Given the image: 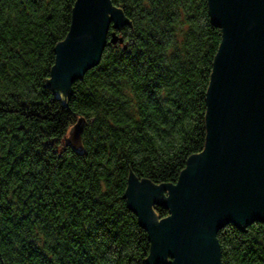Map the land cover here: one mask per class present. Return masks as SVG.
Listing matches in <instances>:
<instances>
[{
  "label": "trees",
  "instance_id": "trees-1",
  "mask_svg": "<svg viewBox=\"0 0 264 264\" xmlns=\"http://www.w3.org/2000/svg\"><path fill=\"white\" fill-rule=\"evenodd\" d=\"M75 2L0 0V264H146L149 232L123 196L129 164L175 183L205 147L222 34L207 0H112L133 27L71 83L69 110L43 79ZM80 118L78 148L69 139ZM246 229L219 230L222 264H264V221Z\"/></svg>",
  "mask_w": 264,
  "mask_h": 264
},
{
  "label": "water",
  "instance_id": "water-1",
  "mask_svg": "<svg viewBox=\"0 0 264 264\" xmlns=\"http://www.w3.org/2000/svg\"><path fill=\"white\" fill-rule=\"evenodd\" d=\"M207 2L222 34L206 92L205 147L188 156L175 183L138 178L128 166L123 196L149 232L146 264H222L219 230L264 221V0ZM125 23L133 27L112 0H76L51 77L43 79L62 108L71 83L99 63L108 39L124 43L117 29ZM83 126L80 118L70 131L78 148ZM155 204L170 215L159 218Z\"/></svg>",
  "mask_w": 264,
  "mask_h": 264
}]
</instances>
